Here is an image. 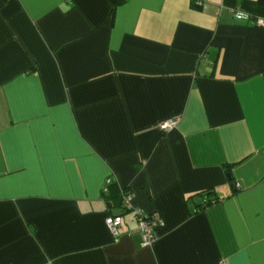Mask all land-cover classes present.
Here are the masks:
<instances>
[{"label":"crops","instance_id":"1","mask_svg":"<svg viewBox=\"0 0 264 264\" xmlns=\"http://www.w3.org/2000/svg\"><path fill=\"white\" fill-rule=\"evenodd\" d=\"M258 19L264 0H0V264H264ZM111 183L160 217L151 246L132 212L111 235Z\"/></svg>","mask_w":264,"mask_h":264},{"label":"built area","instance_id":"2","mask_svg":"<svg viewBox=\"0 0 264 264\" xmlns=\"http://www.w3.org/2000/svg\"><path fill=\"white\" fill-rule=\"evenodd\" d=\"M235 17L241 19L244 17L242 13H236ZM256 25L264 27V20L258 19L256 21ZM177 124L176 120H168L160 125L163 130H170ZM131 195L128 193L124 196L123 199V207L126 209H132L133 218L136 224V229L140 233L141 238V246L147 247L151 246L157 239L155 234V229L161 225L162 221L158 215L154 214H147L143 212L141 209L132 208L131 205ZM222 197L217 198V202L221 201ZM106 226L110 231L111 235L114 238H118L119 228L122 224V220L120 217L117 216H108L106 221ZM219 264H225V262L221 261Z\"/></svg>","mask_w":264,"mask_h":264},{"label":"trees","instance_id":"3","mask_svg":"<svg viewBox=\"0 0 264 264\" xmlns=\"http://www.w3.org/2000/svg\"><path fill=\"white\" fill-rule=\"evenodd\" d=\"M112 188H114V184L111 183L108 185L107 190L104 191L103 194L106 201H111V205L120 209V213L117 215V217L121 218L122 216L131 213L132 209H126L125 207H123L124 196L129 192L127 190H123L120 193H115L114 191L112 192ZM200 196L202 197V201L198 206L199 210L205 209L217 203L218 197L216 193H214V191L207 190L205 192H202Z\"/></svg>","mask_w":264,"mask_h":264}]
</instances>
